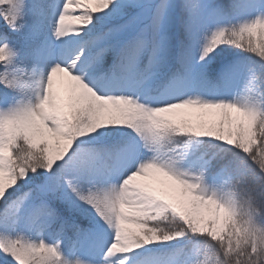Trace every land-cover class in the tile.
Returning <instances> with one entry per match:
<instances>
[{
  "label": "snow or ice",
  "instance_id": "1",
  "mask_svg": "<svg viewBox=\"0 0 264 264\" xmlns=\"http://www.w3.org/2000/svg\"><path fill=\"white\" fill-rule=\"evenodd\" d=\"M0 264H264V0H0Z\"/></svg>",
  "mask_w": 264,
  "mask_h": 264
}]
</instances>
